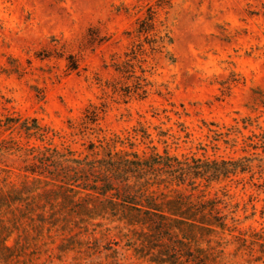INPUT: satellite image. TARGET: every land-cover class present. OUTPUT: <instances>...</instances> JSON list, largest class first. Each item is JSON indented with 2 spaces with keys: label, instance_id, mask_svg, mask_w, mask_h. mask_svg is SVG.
<instances>
[{
  "label": "rangeland",
  "instance_id": "obj_1",
  "mask_svg": "<svg viewBox=\"0 0 264 264\" xmlns=\"http://www.w3.org/2000/svg\"><path fill=\"white\" fill-rule=\"evenodd\" d=\"M0 114L41 126L0 128V264H264L260 169L160 187L212 201L191 220L112 200L94 187L138 197L136 179L87 164L158 150L260 163L264 0H0Z\"/></svg>",
  "mask_w": 264,
  "mask_h": 264
},
{
  "label": "trees",
  "instance_id": "obj_2",
  "mask_svg": "<svg viewBox=\"0 0 264 264\" xmlns=\"http://www.w3.org/2000/svg\"><path fill=\"white\" fill-rule=\"evenodd\" d=\"M155 8V7H154ZM153 8H150L148 15L142 19H139L137 31L139 33H150L156 26V16L152 13ZM164 41L170 38V33L166 31L164 33ZM15 126H21L22 129L28 133L29 137L36 135L40 130L37 119H33V123H30L28 119L20 121L18 117L7 116L3 117L0 114V128L12 129ZM9 144L3 146L6 150H29L36 146L25 147L20 141L12 139ZM264 142V140H263ZM264 146V145H263ZM264 148V147H263ZM116 151L111 152L107 158H94L89 161L88 166L90 168H100L107 171L115 179L127 182L130 176H133L138 182L137 187H134V192L138 190L139 196L137 197L130 192H121L116 187H108L102 185L101 187H94L98 192L109 196L112 200L119 201L125 205L139 204V199L143 198L150 205L147 206L150 209L159 210L155 206H160L165 202L172 210L173 214L180 215L183 218L193 219L190 216H206L208 210L210 211L214 205L211 200L206 199V195L199 196L202 200L195 204L190 202L180 195H176L172 198H167L165 192H158V189L163 185L173 184L175 191L179 190L181 186H191L193 190L206 183L210 185L214 181L220 182L248 172H255L257 169L264 172V157L259 156L260 163H255L250 155H243L232 158H209V157H197V156H183L172 154L168 150L161 153L159 150L151 155L141 154L137 151L124 154ZM36 156V155H35ZM38 157V156H37ZM258 164V165H256ZM81 180L79 176L74 174V183ZM103 180L100 176L96 179V182ZM109 181V180H107ZM165 195V196H164ZM211 203V204H210ZM142 204V203H141ZM144 205V204H142ZM196 219H194L195 221ZM174 220H172L173 222ZM182 221V220H179ZM181 223H184L181 222ZM189 224V223H186ZM194 226L203 228L204 225L194 222L191 223ZM161 227L159 229L167 227L166 223L160 222ZM185 226V224H184ZM184 228V227H183ZM197 231L191 235V239L195 238ZM184 235L190 234L183 233ZM189 238V237H187Z\"/></svg>",
  "mask_w": 264,
  "mask_h": 264
}]
</instances>
